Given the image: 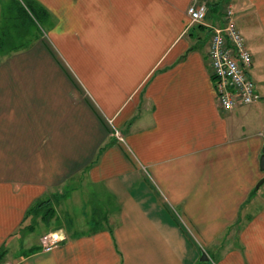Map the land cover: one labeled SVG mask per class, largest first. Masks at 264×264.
<instances>
[{
	"label": "crops",
	"instance_id": "obj_1",
	"mask_svg": "<svg viewBox=\"0 0 264 264\" xmlns=\"http://www.w3.org/2000/svg\"><path fill=\"white\" fill-rule=\"evenodd\" d=\"M23 1L46 27L0 59V264H264V0ZM227 5L261 96L231 111Z\"/></svg>",
	"mask_w": 264,
	"mask_h": 264
},
{
	"label": "built area",
	"instance_id": "obj_2",
	"mask_svg": "<svg viewBox=\"0 0 264 264\" xmlns=\"http://www.w3.org/2000/svg\"><path fill=\"white\" fill-rule=\"evenodd\" d=\"M208 9L206 2H195L189 6L187 14L192 23H201L206 19ZM208 56L216 98L223 111H231L260 100L252 76L253 53L238 26L231 5L225 8L224 25L212 29ZM115 132L123 140L119 130ZM64 239L58 232L45 234L41 239L42 249L50 251Z\"/></svg>",
	"mask_w": 264,
	"mask_h": 264
},
{
	"label": "rangeland",
	"instance_id": "obj_3",
	"mask_svg": "<svg viewBox=\"0 0 264 264\" xmlns=\"http://www.w3.org/2000/svg\"><path fill=\"white\" fill-rule=\"evenodd\" d=\"M232 1L235 4L238 3V0ZM23 2V0H0V59L12 47H18L23 44L28 46L38 37L39 33H43V29L46 27V25L42 24L43 18L41 19L38 16L40 19L38 20L32 13L34 8L38 6ZM227 2L228 0H226ZM236 19L239 25L237 15ZM247 39L248 44L253 49L252 41L249 38ZM252 76L255 81L253 69Z\"/></svg>",
	"mask_w": 264,
	"mask_h": 264
},
{
	"label": "trees",
	"instance_id": "obj_4",
	"mask_svg": "<svg viewBox=\"0 0 264 264\" xmlns=\"http://www.w3.org/2000/svg\"><path fill=\"white\" fill-rule=\"evenodd\" d=\"M40 12L41 11L38 10L37 8H34V11H32V13L37 17L38 20H40L38 18V16H40V18L42 19V14ZM47 203H48V201H40L35 206H33L30 211L33 212L35 210L37 212V211H39V209H41V210L45 209L43 217H45L47 219L48 218V214L51 212V208L49 206H45ZM3 254H4V251H0V257L3 256Z\"/></svg>",
	"mask_w": 264,
	"mask_h": 264
},
{
	"label": "water",
	"instance_id": "obj_5",
	"mask_svg": "<svg viewBox=\"0 0 264 264\" xmlns=\"http://www.w3.org/2000/svg\"><path fill=\"white\" fill-rule=\"evenodd\" d=\"M261 167L264 170V151H263V155L261 157ZM263 183H264V178L260 181V184L259 185H261Z\"/></svg>",
	"mask_w": 264,
	"mask_h": 264
}]
</instances>
